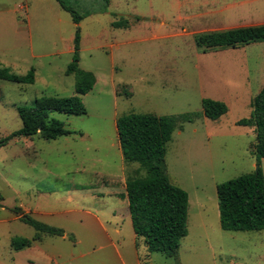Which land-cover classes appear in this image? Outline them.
Returning <instances> with one entry per match:
<instances>
[{
	"label": "rangeland",
	"instance_id": "rangeland-1",
	"mask_svg": "<svg viewBox=\"0 0 264 264\" xmlns=\"http://www.w3.org/2000/svg\"><path fill=\"white\" fill-rule=\"evenodd\" d=\"M59 1L83 15L78 24ZM258 22L264 0H0V62L18 75L35 69L32 84L0 80V264H264V229H222L215 187L256 166L264 173L254 128L237 124L264 82V40L196 44ZM77 26L79 65L96 77L81 96L86 113L51 112L70 131L56 139L5 141L22 126L19 106L75 94L65 70ZM205 97L228 111L206 118ZM130 112L201 115L175 129L165 153L171 182L191 196L177 256L149 251L132 228L125 182L145 171L124 161L116 130ZM15 208L64 235L37 232ZM13 237L31 245L14 249Z\"/></svg>",
	"mask_w": 264,
	"mask_h": 264
},
{
	"label": "trees",
	"instance_id": "trees-1",
	"mask_svg": "<svg viewBox=\"0 0 264 264\" xmlns=\"http://www.w3.org/2000/svg\"><path fill=\"white\" fill-rule=\"evenodd\" d=\"M59 3L63 9L71 13L74 23L78 24L83 15H79L62 1ZM79 32L80 28L77 26L72 60L65 70V74L75 76V94L42 96L36 98L30 108L19 106L17 111L22 126L11 133L5 141L12 137H31L35 134L48 140L56 139L69 134L70 131L64 128L62 121L51 117V112L67 115L86 113L81 96L93 88L96 77L93 72L84 70L79 65ZM260 40H264V23L203 33L197 36L196 44L205 48L235 47ZM0 80L32 84L35 81V69L31 67L25 75H18L0 62ZM201 104L202 114L211 120L218 119L228 111L227 105L220 100L205 97L202 98ZM250 105L252 109L249 117L239 119L237 124L254 128V153L258 162L260 158H264V82L251 99ZM200 116L198 112L178 115L130 112L116 118L117 137L124 161L138 163L139 168L145 171L143 176L126 180L123 196L127 199L133 231L151 252H160L170 257L177 256L180 241L188 233V193L171 182L166 173L165 153L174 130L182 128V123L193 122ZM216 194L222 229L229 231L264 229V173L259 166L252 172L217 183ZM15 210L20 218L33 226L37 232L64 235L62 228L22 214L19 208ZM39 235L35 234L33 240L39 238ZM31 242L26 237L11 239L14 249L28 247Z\"/></svg>",
	"mask_w": 264,
	"mask_h": 264
},
{
	"label": "crops",
	"instance_id": "crops-1",
	"mask_svg": "<svg viewBox=\"0 0 264 264\" xmlns=\"http://www.w3.org/2000/svg\"><path fill=\"white\" fill-rule=\"evenodd\" d=\"M264 22H262V23H260V22H258V23H254V24H251V25H258V24H263ZM250 25V24H249ZM186 123H188V122H186ZM179 129V128H178ZM175 131V130H174ZM216 185V184H215ZM216 187V186H215ZM183 189H185V190H187L185 187H182ZM188 193V192H187ZM124 198H126V197H124ZM188 201H189V206H188V211H189V209H190V205H191V196H190V194L188 193ZM127 200V199H126ZM196 205H197V207H198V209L200 210V208L201 207H203L202 206V204L199 202V201H197L196 202ZM218 214H219V211H218Z\"/></svg>",
	"mask_w": 264,
	"mask_h": 264
},
{
	"label": "water",
	"instance_id": "water-1",
	"mask_svg": "<svg viewBox=\"0 0 264 264\" xmlns=\"http://www.w3.org/2000/svg\"><path fill=\"white\" fill-rule=\"evenodd\" d=\"M258 168V166H256V169Z\"/></svg>",
	"mask_w": 264,
	"mask_h": 264
}]
</instances>
